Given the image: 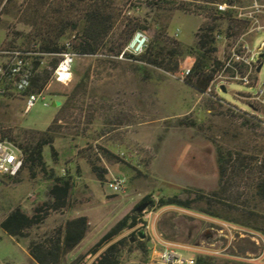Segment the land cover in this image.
<instances>
[{
	"label": "rangeland",
	"instance_id": "rangeland-1",
	"mask_svg": "<svg viewBox=\"0 0 264 264\" xmlns=\"http://www.w3.org/2000/svg\"><path fill=\"white\" fill-rule=\"evenodd\" d=\"M112 1L121 12L113 34L117 42H108L95 55L78 56L69 85L52 84L46 99H39L27 112L23 97H0V130H14L18 144L26 143V130H46L56 115H63L61 133L53 143L54 154L46 146L44 156L56 175L65 176L68 172L74 181L67 204L50 209L44 222L27 230L26 237L13 238L0 228V264H37L28 253L29 242L44 239L68 219L83 213L90 215L92 222L87 238L75 253L65 256L62 264L85 263L91 260L87 256L93 254L91 248L100 238L148 194L155 200L178 194L183 200H195V207L211 208L241 221L252 220L264 231V198L256 188L264 175V126L258 117L264 115V106L249 93L253 89L241 83L234 82L217 95L202 92L178 77L184 68L197 62L198 29L204 23L185 7L206 1L166 0L182 4L183 9L162 0ZM0 22L11 24L10 28L0 24V46H8L9 42L16 47L27 45L23 42L30 27L10 14L0 13ZM138 26H146L152 56L163 48L164 63L134 61L126 54L120 57L129 42V31L142 29ZM6 32L10 37H6ZM75 33L69 31L61 42L70 40ZM263 38L264 34L257 37L256 46ZM111 46H115L114 50ZM174 49L178 51L170 53ZM204 50L209 66L212 54ZM53 58L48 57L44 66L50 71ZM196 78L193 76V82ZM261 78L264 79V66ZM131 88L138 100L134 107L127 102L130 97L123 94ZM54 99L62 104L69 102V109L62 113V104L52 105ZM251 116L257 119L246 121ZM93 163L105 173L104 181L93 171ZM34 172L32 176L25 168L17 180H7L0 186V223L17 206L32 212L48 200L52 181L37 169ZM113 176L123 179L120 192L107 185ZM215 192L234 206L225 208L218 202L196 199L199 193L215 196ZM30 193L33 200L28 197ZM187 209L148 211L144 217L147 225L140 223L137 230L144 228L149 235L148 220L150 213L155 212L163 237L183 244L171 246L181 257L196 259L204 252L213 256V264H264V232ZM134 230H125L114 241L130 236ZM151 233L156 234L154 223ZM252 242L258 251L254 252ZM146 244V251L132 244L123 263L147 261L151 240ZM164 246L158 242L160 249Z\"/></svg>",
	"mask_w": 264,
	"mask_h": 264
},
{
	"label": "trees",
	"instance_id": "trees-1",
	"mask_svg": "<svg viewBox=\"0 0 264 264\" xmlns=\"http://www.w3.org/2000/svg\"><path fill=\"white\" fill-rule=\"evenodd\" d=\"M162 2L172 5L173 8L183 9V5L177 4L176 1L162 0ZM201 7H206V4H202ZM0 13L10 14L18 22L30 27L26 41L23 42V44H27L24 46L27 49L60 53L66 48V44L62 43L61 40L69 31H76L75 41H72V46L80 56L95 55L99 51L104 50L108 42L115 44L117 39L113 35L114 29L121 17V12L117 11L112 0H0ZM212 20H215V18ZM0 24L6 28H10L11 25L7 22H0ZM130 25L126 24V26ZM138 27L146 29V26ZM212 28V26L209 27V29ZM135 31L134 29L129 31L126 42L131 39ZM15 33L18 34V32ZM198 36H201V39L198 40L197 47L200 50L197 51V62L192 66V74L186 78V82L203 92L207 89L212 79V75L205 72L207 64L204 60L206 54L204 49L208 46L209 39L207 34H198ZM6 37H10L9 32H6ZM11 43L9 42L8 46H11ZM149 45L141 54H127L128 57L143 63H164L165 58L161 56L163 48L162 50H157L152 56V46ZM123 46L124 44L120 46L117 53L121 52ZM114 47L111 46L110 49L114 50ZM176 51L178 50L174 49L170 53L175 54ZM56 63L57 58H53L50 62L52 66H55ZM195 75L197 78L193 82V76ZM50 77L51 71L43 67L33 79V91L42 90ZM68 103H63L60 107L62 113L69 109ZM62 116L60 113L56 115L46 130H26V143H19L25 155L23 169L29 168L32 176L35 175L34 171L37 169L42 172L45 179L52 181V185L48 191V200L35 206L32 212H26L20 206H17L0 223V228L13 238L26 237L27 230L44 222L50 209L60 208L67 204L74 181L71 176L67 175L68 172L65 176L56 175L55 170L49 168L44 156V148L46 146H50L52 154H54L53 143L61 133L62 124L60 121ZM250 119L257 118L251 116L246 121ZM13 131L0 130V139H9L17 142L13 137ZM92 168L98 179L104 181L105 173L95 163H93ZM18 176L12 180H17ZM256 188L257 194L264 198V175L257 182ZM196 199L198 201L204 200L207 203L218 202L225 208L234 206L231 202H227V199L225 200L224 196L219 194V192H215V196L199 193ZM193 202L195 200L189 198L181 199L178 194L169 197L161 196L158 200H155L150 194L146 195L91 248L92 253L96 254L107 245L95 264H122L126 252L132 251V244H136V247L146 251V243L150 240V237L146 234L144 228L137 230V227L140 223L147 225V221L144 220L146 212L161 210L166 207L191 208L202 216L230 225L236 224L243 228H252L264 232L263 228L256 225L252 220L241 221L211 210V208H198L193 205ZM243 211L249 214L252 213L246 210ZM89 228L90 218L87 215L70 218L44 239L39 241L31 240L28 244V253L38 264H62L65 256L85 239ZM127 229L135 230L130 236H124L114 241ZM132 238H134V241L131 243ZM252 243L255 245L254 252L258 251L259 247L255 242ZM212 257L210 254L199 255L196 258V264H213L211 261Z\"/></svg>",
	"mask_w": 264,
	"mask_h": 264
},
{
	"label": "built area",
	"instance_id": "built-area-1",
	"mask_svg": "<svg viewBox=\"0 0 264 264\" xmlns=\"http://www.w3.org/2000/svg\"><path fill=\"white\" fill-rule=\"evenodd\" d=\"M201 5V1L198 4H188L185 10L203 19L204 23L199 27L198 34L208 35L209 44L206 49L212 54V58L205 72L211 74L212 79L206 92L220 95L219 90L227 91L231 84L237 82L253 89L249 93L264 106V79L261 78L264 38L256 46L257 37L264 34V0H208L206 7ZM210 26L213 28L209 29ZM75 37L74 34L65 42L66 48L60 53L0 46V97H23L27 112L39 99H46L52 84L69 85L74 78L75 61L80 56L72 46ZM200 39L201 36H198V40ZM149 42L150 36L146 30H136L120 57L123 58L125 54H141ZM48 57L57 58L56 65L50 66L51 77L42 90L33 91V79L46 65ZM191 74L192 67L189 66L178 77L184 80ZM258 117L264 126V115ZM24 160L23 149L17 142L0 139V186L19 175ZM107 185L111 190L120 192L123 189V179L113 176ZM28 197L34 199L32 193ZM89 257L91 260L82 264H95L100 254H89L87 258ZM159 264H196V259L184 258L174 250L165 249L160 252Z\"/></svg>",
	"mask_w": 264,
	"mask_h": 264
},
{
	"label": "crops",
	"instance_id": "crops-1",
	"mask_svg": "<svg viewBox=\"0 0 264 264\" xmlns=\"http://www.w3.org/2000/svg\"><path fill=\"white\" fill-rule=\"evenodd\" d=\"M132 76H133V74H132ZM123 94H125V96L130 97L129 99H127V102L129 104V106L134 107L135 105L138 104V100L135 99V90H134V88H131V89H128V90L124 91ZM54 101H56V99H54ZM80 215H87V216L90 217V215H88L86 213L79 214L77 216H80ZM77 216H74V217H77ZM158 220H159L158 213L151 212L150 213V219L148 220V229H149V235H150V238H151L150 240L152 242V246L150 247V251H149V254L147 256V261L143 262L142 264H159V262H160V252H162L165 249H170V250H174L175 251V249L171 248V246L183 245V244L177 243L175 241H172V240H170L168 238L163 237L162 233H160L158 231ZM90 223H92L91 220H90ZM151 223H154L156 234L151 233ZM86 238H87V235H86L85 239ZM84 240L72 251V253L73 252L75 253V251H77L81 247V245L83 244ZM158 242L162 243L165 246L160 249L158 247ZM184 246H188V245H184ZM188 247H191V246H188ZM192 248H196V247H192ZM200 255H209V254L203 252ZM194 257L195 256H191L189 258H194ZM122 264H124V263H122Z\"/></svg>",
	"mask_w": 264,
	"mask_h": 264
},
{
	"label": "water",
	"instance_id": "water-1",
	"mask_svg": "<svg viewBox=\"0 0 264 264\" xmlns=\"http://www.w3.org/2000/svg\"><path fill=\"white\" fill-rule=\"evenodd\" d=\"M62 104L61 101H53L52 105L53 106H60Z\"/></svg>",
	"mask_w": 264,
	"mask_h": 264
}]
</instances>
